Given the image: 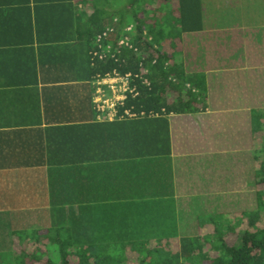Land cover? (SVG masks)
<instances>
[{"label": "crops", "instance_id": "crops-1", "mask_svg": "<svg viewBox=\"0 0 264 264\" xmlns=\"http://www.w3.org/2000/svg\"><path fill=\"white\" fill-rule=\"evenodd\" d=\"M96 1L100 8L103 0H0V258L32 255V247L44 252L48 240L58 239L50 236L63 234L77 252L85 243L174 242L175 248L182 240L211 239L212 217L224 214L220 226L233 227L254 211L253 122L264 111V49L239 44L251 50L250 62L247 52L243 64L210 66L192 78L200 70L185 71L181 50L173 56L168 47L190 75L186 87L196 99L188 113L163 116L169 154L142 155L136 145L128 153L125 129L96 127L145 118L125 105L137 117L96 120L100 47L85 25ZM114 1V10L121 8ZM259 19L252 22L261 28ZM214 21L206 19L212 27L204 31L215 33ZM105 40L103 48L115 45L114 33ZM231 76V92L220 91L216 82L226 87ZM227 144L236 150L225 152ZM229 152L234 162L225 176ZM63 211H70L68 230ZM134 255L129 250L126 257Z\"/></svg>", "mask_w": 264, "mask_h": 264}, {"label": "trees", "instance_id": "trees-1", "mask_svg": "<svg viewBox=\"0 0 264 264\" xmlns=\"http://www.w3.org/2000/svg\"><path fill=\"white\" fill-rule=\"evenodd\" d=\"M205 1L120 0L121 8L115 10L112 6V3H116L114 0H103L100 8L96 1L93 13L85 21V25L90 30L87 36L91 42L94 43L95 40L96 45H98V35L107 29L114 31L113 44H115L124 29L133 28V32L127 35L130 37V45L136 51L122 49L116 54L117 61L109 58L105 61H95V76L113 70L121 74H138L141 63L148 70L141 82L136 81L139 96L134 100L129 98L125 103L127 107L133 106L136 113L144 112L145 118L132 122L125 121L121 125L117 123L110 126L104 124L96 126L100 127V130L108 127L125 129L128 153L133 152V147L136 145L137 149L142 150L140 152L142 155L169 154L170 141L167 122L163 116L171 113H188L196 99L192 88L186 87L188 83L190 86L192 84L190 75H186L177 60H172L166 53L170 43H167V40H171L172 43L173 40L178 42L177 38L180 39L182 34L204 30L205 20H209L214 15L211 13L212 15L206 18L207 8L216 12L222 9L236 12L239 5H244V1L248 2V0H223L224 5H221V0ZM256 2L253 8L248 10L253 11L254 19L257 18L256 13L260 10L257 6L258 0ZM211 5L213 7L210 8ZM165 9H168L166 14L160 11L165 12ZM106 43L107 41L103 40L102 44ZM142 57L145 59L142 60ZM152 61H155L154 65ZM144 79H148L149 86L143 84ZM183 85L188 90L184 89ZM149 114L158 117L149 118ZM254 117L256 133H264V111ZM97 140H101L97 141L99 143L108 141L107 138L101 137ZM254 189L255 210L244 213L245 218L239 220V223L233 227L215 226L211 239L202 236L182 240L175 248L174 242L156 243L153 247L148 246V243L138 242L139 246H134L136 242H126L119 245L120 250H123L121 253L112 251L116 248L114 244L119 243H85L84 249L77 252L71 248L72 243L68 245L50 239L44 244V252L36 251V248L32 247L29 249L30 252L33 251L32 255L0 258V264H102L99 259L102 257L108 258L109 264H264V226L261 225L264 214V136L259 149L254 151ZM93 248L98 249L95 250L97 252L95 255H92L93 250H90ZM129 250L135 253L134 258L126 257ZM107 251L112 254L100 256L101 252ZM70 258L76 262H71Z\"/></svg>", "mask_w": 264, "mask_h": 264}, {"label": "rangeland", "instance_id": "rangeland-1", "mask_svg": "<svg viewBox=\"0 0 264 264\" xmlns=\"http://www.w3.org/2000/svg\"><path fill=\"white\" fill-rule=\"evenodd\" d=\"M210 2V0H206L205 2ZM218 0H216L217 2ZM257 2L256 0H248V2L246 3L244 1V5H239L237 11L232 14L231 11H226L225 9H222L219 12L213 11V10H209V8H207L205 15L206 18H208L209 15H212L211 13H214V15L211 18H215V21L213 22V24H216L214 26V32H208V31H204L202 30L199 33H195V34H186L184 35V38L181 41H178V43L174 44V43H169L168 46L170 49V52L173 54L174 50H181V54L183 55V64L186 68L185 71H189V73L191 72H196L195 76L193 77H199L202 72L206 69L209 68L210 66H234L238 63H245L247 61L246 58V54L247 52L249 53V59L248 61L250 62L251 59L253 58V54H251V50H244L243 47H239L244 43L247 45L248 48H259L257 51H262L264 49V45L261 44V38L264 37V26H262L261 28L257 27L253 22H252V18H253V11H248L250 9L253 8V4L255 5ZM257 6L260 8L259 12L257 13V15L260 17L259 22L262 23L264 25V0H258ZM221 5L223 4V0H221ZM213 7V5L210 6V8ZM242 7V8H241ZM211 11V12H210ZM257 12V11H255ZM248 14V15H247ZM205 17V16H204ZM250 22H252L251 26H250ZM205 24L207 28H211L212 24H208L206 23L205 20ZM259 25V24H258ZM232 31V32H231ZM177 42V41H174ZM191 43H197V45L195 44V46H193V48H191L190 44ZM187 45H189V47H187ZM236 51V52H235ZM243 54H245V57L243 56ZM174 56V54H173ZM241 59L240 61L236 62V60ZM244 58V59H243ZM257 66V65H256ZM258 67V66H257ZM211 68V67H210ZM214 68V67H213ZM234 68V67H233ZM231 73V72H230ZM204 76V75H203ZM204 78V77H202ZM233 76L230 77L227 86L224 87V81H218L216 82V86L220 91H230V82L232 81ZM193 84V83H192ZM185 85H183L184 89H187L184 87ZM188 90V89H187ZM254 119V117H253ZM233 127V126H230ZM256 124H255V119L253 122V132H254V139H255V144H254V151L258 150L260 145L263 142V136L264 133L260 132V133H256ZM227 130L225 131L226 134ZM229 143V142H228ZM225 152L226 151H232L231 148L233 150H236L234 148V144H227L224 145ZM224 155L226 156L227 160H224ZM223 155V162H227V165L224 169V175L226 176L227 174H225V171L230 169L231 164L234 162L233 161V155L231 152L224 154ZM249 165V171H250V178H251V172L253 170H251V164ZM230 196V195H229ZM230 200H232L233 195H231ZM250 203V201H249ZM256 203H254V210L256 208L255 206ZM195 204L191 203L189 204V207L191 209L195 208L194 207ZM196 214L198 213V211H195ZM219 213V212H218ZM223 218H227L226 215H218V217H212L211 219V223H209V225L211 227H215L217 225H220V223L224 222ZM63 225H62V229L64 228V230H68L69 229V219H70V211H63ZM206 217H203L202 220H205ZM50 222L52 224H56L57 223V219L54 217H51ZM261 225L264 226V214L262 215V221H261ZM53 232H59V228L56 226L53 227ZM50 238H55L57 239V241L59 243H67L69 245L70 242V235H66L63 234L61 237L58 236H50ZM121 243L123 242H119V244H114V243H110V244H114L116 245V248H114L112 251L115 252H119L121 253L123 250H120L119 245H122ZM93 245V244H92ZM134 246H139L138 242L134 243ZM95 247V246H94ZM70 247H68L69 249ZM71 249V248H70ZM93 250L92 255L97 254V252H95V250L98 249H90ZM90 250H87L90 252ZM112 252H101L100 256L103 255H111ZM123 254H125L123 252ZM101 259L100 262L102 264H109L110 260L108 258H99ZM108 259V260H107ZM71 262H76L74 259L70 258ZM74 264V263H73Z\"/></svg>", "mask_w": 264, "mask_h": 264}, {"label": "built area", "instance_id": "built-area-1", "mask_svg": "<svg viewBox=\"0 0 264 264\" xmlns=\"http://www.w3.org/2000/svg\"><path fill=\"white\" fill-rule=\"evenodd\" d=\"M133 28L128 27L124 29L122 36L116 41L115 45H107L102 47L103 40L107 39L111 34L114 33L112 29H107L102 34L98 35L97 43L100 49L94 53L97 61H105L106 59L116 60V54H119L122 49H134L129 43V36L127 33H131ZM102 48V49H101ZM145 57H142L144 60ZM140 64V73L132 74L125 73L121 74L117 70L107 72L104 75H96L95 79V110L97 121H114V120H125L137 117L133 111V108H125V103L131 98L136 99L139 96L137 90V80H142L143 75H146L148 70ZM155 61H152V65ZM145 86H149L148 79L143 80Z\"/></svg>", "mask_w": 264, "mask_h": 264}]
</instances>
